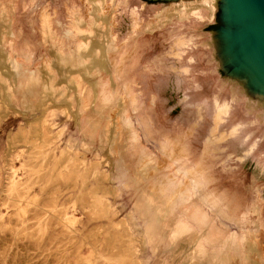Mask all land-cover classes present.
<instances>
[{
	"label": "rangeland",
	"instance_id": "374dc122",
	"mask_svg": "<svg viewBox=\"0 0 264 264\" xmlns=\"http://www.w3.org/2000/svg\"><path fill=\"white\" fill-rule=\"evenodd\" d=\"M64 1L35 0L26 7L25 27L17 32L13 45L31 69L39 68L48 58L47 70L53 75L54 85L45 81L36 94L29 96L25 86L20 87L21 80H27L18 75L21 70L18 68L14 75L0 64L4 83L0 82L7 88L5 91L0 84V264H258L245 259L243 247L237 250L236 258L223 260V240L216 237L207 243L201 223L192 218L206 214L209 228L224 227V233L232 229L241 233L244 220L237 214L241 209L229 212L232 220L224 219L212 202L231 189L242 196L251 193L246 184L236 187L240 186L234 175L236 163L240 167L264 164V108L246 109L247 99L259 92L244 73L230 66L219 31L223 21L187 29L199 39L213 32L220 41L218 58L207 49H197L191 62H165L157 69L146 62L148 55L138 52L126 59L119 77L113 79L112 66H108V73L98 68L69 70L59 67L45 50L30 21L41 6L61 7ZM167 1L130 0L127 6L131 9L144 2L147 19L153 9ZM123 27L124 34L127 22ZM71 79L80 87L71 84ZM89 83L93 87L96 83L95 89ZM233 83L243 88H239L231 112L216 134L226 132L236 121H243L244 126L237 136L218 142L212 152L218 178L204 191L208 195L193 192L168 215H158L146 193L151 192L163 170L183 178L178 163L171 164L164 156L160 139L173 138L172 124L181 121L188 131L190 148L197 154L210 135L214 96L228 98ZM219 86L224 89L218 93ZM115 89L135 96V108L129 112L137 131L135 139H130L127 132L122 133V139L116 137L115 118L106 123L113 102L101 114L93 110L100 104L93 92L104 91L102 97ZM23 93L27 94L25 98ZM80 95L89 99L87 108ZM42 98L48 99L44 108L39 104ZM198 111L203 114L200 118ZM44 119L48 124L45 134L40 128ZM124 134L127 140L123 141ZM239 150L244 153L241 162L236 157ZM181 223L187 229L177 233ZM199 242L204 253L196 251Z\"/></svg>",
	"mask_w": 264,
	"mask_h": 264
},
{
	"label": "bare ground",
	"instance_id": "6f19581e",
	"mask_svg": "<svg viewBox=\"0 0 264 264\" xmlns=\"http://www.w3.org/2000/svg\"><path fill=\"white\" fill-rule=\"evenodd\" d=\"M34 1L0 0V64H3L4 68L9 67L13 74L17 72L18 68L21 70L17 72L18 75L26 76L27 80L26 82L21 80L20 87L24 85V89L29 96L36 94L45 81L49 82L50 85L55 83V81L53 82V75L47 70L50 64L48 58L42 61L39 68L31 69L27 66L28 62L19 56V52L13 46L17 32L25 27L24 10L33 4ZM129 1L65 0L61 7L45 4L40 7L30 24L39 33V38L44 44L45 50L53 57V61L61 65L59 67L69 70L75 69L74 67H80L76 68L77 71L81 68L84 70L98 68V70H105L108 73V66H112L113 72H110V75L113 79L119 77L122 67L126 64V59L129 60L132 55L138 52L148 55L149 60L146 62L150 65H155L157 69H160L161 64L165 62L177 63L183 59L191 62L195 58L193 51L197 49H207L218 58L217 53L220 41L213 32H206L208 36L199 39L196 37L198 34L188 33L187 29L204 23L227 19L225 16L227 13L226 9L222 10L223 6L225 8L227 0H169L162 3L158 8L153 9L151 16L147 19H144V14L147 12L143 5L144 2L137 7L133 6L128 9L127 3ZM126 22L127 30L123 34V25ZM114 54L116 55L115 58L112 57ZM25 57L28 58L27 55ZM82 69L80 71H83ZM65 70L63 69V71ZM98 70H95L96 73ZM80 71L79 73H81ZM68 72L66 71V73ZM85 76H87V73ZM245 76L248 82L255 84L259 92L258 96H255L256 99L255 97L247 99L246 109L264 108V85L259 87L256 85L258 83L256 80L258 76L256 69L253 66L250 67L249 70L245 71ZM69 82L71 84L75 83L76 86L80 87V83L74 79ZM3 83L1 84L0 82L2 86ZM92 84L89 83L91 86ZM95 84L94 87L92 86L94 89ZM233 85L229 88L228 98L214 96L212 111L209 114L211 119L210 135L205 139L197 154H194L190 148L188 131L183 129L181 121H176L172 124V128L175 130L173 138L163 136L160 139V147L164 156L169 159V163H178L177 170L181 172L183 178H179L176 173L171 174L169 169L167 171L163 170L162 175L152 185L151 192L146 193V199L150 204L155 205L158 215H168L175 205L187 201L193 192L197 194L203 192L208 195L204 191H206L210 182L218 178H216L218 174L213 170L212 152L218 142L237 136L240 129L244 126L243 121H236L231 124L226 132L222 131L216 134L222 121L230 114L232 103L238 97L239 88H243L237 83H233ZM223 89L224 86H219L218 93ZM5 91H7V88H5ZM47 92L50 93V91ZM103 92H93L100 103L99 108L93 109L95 110L94 112L101 114L106 105L113 102L109 107L111 111L107 115L106 123L115 118L117 134H114L117 135L116 137L120 136L122 139V133L127 132L129 134L127 136L130 139H135L137 131L129 115V112L135 108V96L130 95L127 90L119 92L115 89L110 94H105L101 97ZM27 94L23 93L22 98H25ZM82 94L86 93L82 92ZM6 98H8V95ZM83 98L81 96L80 101L82 100L86 107L89 99ZM68 100L66 99L67 103L70 104ZM47 101L48 99L42 98L39 104L44 108ZM69 107L71 106L69 105ZM202 116L201 111H198L197 117L200 118ZM46 124L45 119L40 124L43 134H45L46 126L48 125ZM110 138L112 137L110 136ZM120 138L119 142L121 143ZM125 138L127 140L126 135L123 141ZM243 155L244 153L239 150L236 156L238 162L242 161ZM165 167L168 166L165 165ZM141 170L145 171L143 168ZM145 173L147 172L145 171ZM234 175L240 180V186L236 187L243 188V185L246 184L251 193L246 194L245 192V196H242L239 191H234L233 189L228 192L224 191L215 197L212 207L217 209V214L220 217L229 220H232L229 212L240 208L241 211L237 214L244 220L243 231L238 233L232 229L227 232L225 229L226 232L224 233L222 230L224 227H221V229L209 228L206 214L193 215L192 218L201 223L207 243L213 242L216 237L223 240L220 251L223 260L231 257L236 258L238 255L237 250L243 247L246 260L251 261L254 259L253 261L258 262V264H264V164L240 167L236 163ZM239 200L241 202L237 203ZM132 215L133 213H130V217ZM186 229L187 225L181 223L177 226L176 231L181 233ZM197 237L200 238V236ZM203 249L204 246L199 242L196 251L204 253Z\"/></svg>",
	"mask_w": 264,
	"mask_h": 264
},
{
	"label": "water",
	"instance_id": "95a60500",
	"mask_svg": "<svg viewBox=\"0 0 264 264\" xmlns=\"http://www.w3.org/2000/svg\"><path fill=\"white\" fill-rule=\"evenodd\" d=\"M224 9L227 19L219 31L230 66L244 74L253 66L256 85H264V0H227Z\"/></svg>",
	"mask_w": 264,
	"mask_h": 264
},
{
	"label": "crops",
	"instance_id": "0c3cea01",
	"mask_svg": "<svg viewBox=\"0 0 264 264\" xmlns=\"http://www.w3.org/2000/svg\"><path fill=\"white\" fill-rule=\"evenodd\" d=\"M222 41H223V39H222ZM223 45H224V42H223Z\"/></svg>",
	"mask_w": 264,
	"mask_h": 264
}]
</instances>
